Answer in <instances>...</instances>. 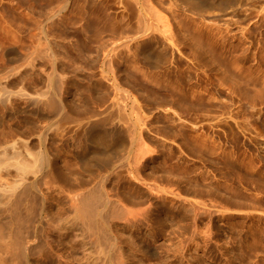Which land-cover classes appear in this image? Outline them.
Listing matches in <instances>:
<instances>
[{"label":"rangeland","instance_id":"rangeland-1","mask_svg":"<svg viewBox=\"0 0 264 264\" xmlns=\"http://www.w3.org/2000/svg\"><path fill=\"white\" fill-rule=\"evenodd\" d=\"M0 157V264H264V0H0Z\"/></svg>","mask_w":264,"mask_h":264},{"label":"bare ground","instance_id":"bare-ground-1","mask_svg":"<svg viewBox=\"0 0 264 264\" xmlns=\"http://www.w3.org/2000/svg\"><path fill=\"white\" fill-rule=\"evenodd\" d=\"M93 128V127H92ZM91 131V130H90ZM89 132V131H88ZM106 137V136H105ZM101 140V139H100ZM104 140V139H103ZM103 140H101V141H103ZM105 144V143H104ZM103 145V144H102ZM98 146V145H97ZM2 157V156H1ZM1 157H0V159H1ZM4 158H6V157H4ZM3 158V159H4ZM4 161V160H3ZM3 163L4 162H2V165H3ZM0 164H1V160H0ZM100 198H101V196L97 193V192H95V191H91V192H89V194H87L86 196H84V197H82V202H83V204L82 205H80V206H82L83 208V210L84 211H82L81 209V213L80 214H85V216H87L88 218H89V221L90 220H92L93 218H95V217H97L98 216V213H97V209L99 208V206H101V204H102V200H100ZM79 204H81V203H79ZM83 212V213H82ZM85 212H87V213H85ZM84 217V216H83ZM87 219V218H86ZM97 219V218H96ZM95 223V222H94ZM96 225V224H95ZM1 231V230H0ZM1 232H3V231H1ZM12 245H13V243H12ZM10 246V245H9ZM16 246V245H15ZM18 248V247H17ZM17 248H14V250L15 249H17ZM20 248V247H19ZM22 248V247H21ZM20 248V249H21ZM20 249H19V251H17V255L19 256V257H21L22 258V255H23V253H22V250L20 251ZM18 250V249H17ZM24 256V255H23ZM23 259V258H22Z\"/></svg>","mask_w":264,"mask_h":264}]
</instances>
